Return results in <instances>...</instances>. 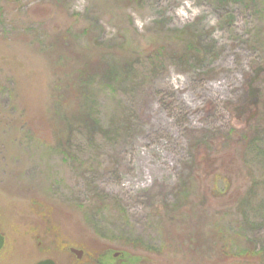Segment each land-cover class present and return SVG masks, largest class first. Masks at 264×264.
<instances>
[{"label":"rangeland","instance_id":"374dc122","mask_svg":"<svg viewBox=\"0 0 264 264\" xmlns=\"http://www.w3.org/2000/svg\"><path fill=\"white\" fill-rule=\"evenodd\" d=\"M79 68L98 126L70 142L51 88ZM250 85L264 0H0V264H264L228 252L264 246Z\"/></svg>","mask_w":264,"mask_h":264},{"label":"trees","instance_id":"16d2710c","mask_svg":"<svg viewBox=\"0 0 264 264\" xmlns=\"http://www.w3.org/2000/svg\"><path fill=\"white\" fill-rule=\"evenodd\" d=\"M86 27L82 28L83 30ZM81 29V30H82ZM59 36V35H58ZM73 37H76V35H74ZM68 45H73V40L72 39H68L67 41H65ZM75 54L77 55L78 58L84 57L86 59V53L84 51H79L76 50ZM89 60V59H88ZM87 61V60H86ZM84 69H88V64H84ZM120 66L117 63H110L107 64V66L105 67V69L103 70L102 74L103 77L108 81L111 82L112 80L116 79L117 75L119 74L120 71ZM84 71L82 70V68H79V71H77V73H74L72 76L74 77L73 80H71L70 76H64V82L62 84V87L60 89V87H53L51 88V96H52V100L51 103L55 105V107L52 109L53 113L59 114L62 112L63 114V118L67 119V123L65 124L67 126V132H69V137L68 139L71 142V136H72V132H74V129L71 127V121L73 120H84L85 118L90 119V121H92V124H95V122L93 121L96 120L93 116V114L88 113L86 111V109H82L79 110V112L75 113L73 116L70 115L69 117V111L67 112L68 106H69V102H71V100H73V98L78 100V104L79 106H82L83 104H87L88 101L90 100V85L89 82H87V80L83 79L81 76L83 75ZM66 77V78H65ZM249 94H251L252 96V104L254 106H256L257 110H251L250 113L247 115L246 118H244V122L245 125H249L253 122V119L256 118L257 116H261L262 119L264 118V87L263 90L261 89L260 91H262L263 94V98L260 101V97L261 94L259 95V89L256 86H249ZM56 88H58L56 90ZM80 102H82L80 105ZM259 105V106H258ZM86 108V107H85ZM61 111V112H60ZM61 114V115H62ZM97 124H95V126H98V121L96 120ZM263 123H260L257 126L253 127V134L254 135H264V119L262 120ZM70 124V125H69ZM85 124L86 121H85ZM76 129V128H75ZM77 131V130H76ZM245 136V135H244ZM247 136V135H246ZM252 136V135H251ZM68 140V141H69ZM252 140V139H251ZM252 142V141H248ZM247 245H245L243 247V245H238L234 249H229L228 252L231 253L233 256L235 257H246V258H258L261 260H264V246H260L257 247L256 244L253 245L252 240H249L247 243Z\"/></svg>","mask_w":264,"mask_h":264},{"label":"water","instance_id":"95a60500","mask_svg":"<svg viewBox=\"0 0 264 264\" xmlns=\"http://www.w3.org/2000/svg\"><path fill=\"white\" fill-rule=\"evenodd\" d=\"M3 243H4V236L0 232V248L2 247ZM70 250L74 252L77 255V257H81L82 252H83L81 248H77L74 246H71ZM34 264H55V261L50 257H45L40 260H37Z\"/></svg>","mask_w":264,"mask_h":264}]
</instances>
